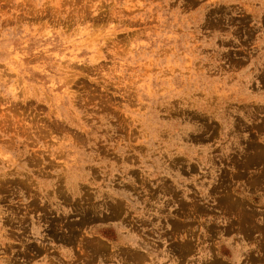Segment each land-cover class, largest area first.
I'll use <instances>...</instances> for the list:
<instances>
[{
    "label": "rangeland",
    "instance_id": "374dc122",
    "mask_svg": "<svg viewBox=\"0 0 264 264\" xmlns=\"http://www.w3.org/2000/svg\"><path fill=\"white\" fill-rule=\"evenodd\" d=\"M263 220L264 0H0V264H230Z\"/></svg>",
    "mask_w": 264,
    "mask_h": 264
},
{
    "label": "crops",
    "instance_id": "0c3cea01",
    "mask_svg": "<svg viewBox=\"0 0 264 264\" xmlns=\"http://www.w3.org/2000/svg\"><path fill=\"white\" fill-rule=\"evenodd\" d=\"M252 238H253V241H255V246L249 249L247 253L241 252L240 254H238L237 255L238 259L234 262H231L230 264H264V236L262 237L257 236V237H252ZM196 256L200 258L204 256H211V255L207 254V252H205V249L198 246V248L196 247ZM243 256H244V259L240 263L239 259ZM205 263L211 264L210 259H205L203 261V264Z\"/></svg>",
    "mask_w": 264,
    "mask_h": 264
}]
</instances>
